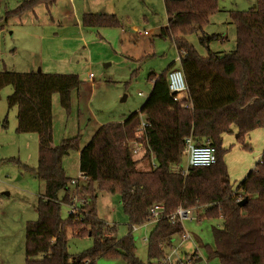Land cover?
<instances>
[{"label":"trees","instance_id":"obj_1","mask_svg":"<svg viewBox=\"0 0 264 264\" xmlns=\"http://www.w3.org/2000/svg\"><path fill=\"white\" fill-rule=\"evenodd\" d=\"M55 2L21 0L6 10L4 20L19 17L40 3L49 7ZM164 4L168 20L157 36L169 39L177 49L186 96L175 100L169 91L167 77L174 62L160 73L150 71L147 78L152 89L139 111L123 121L102 125L82 148L79 134L53 144V95L58 94L60 106L69 113L72 91L82 83L78 74L0 70V98L5 87H12L6 100L9 109L17 107L16 131L38 136L36 167L15 156L0 160L19 165L44 183L36 205L38 217L25 224L26 264H97L100 258L123 259L126 264H171L167 248L174 235H184V227L182 221L171 222L165 215L179 206L196 211L197 219L222 221L212 227L215 246L206 245L207 264L213 258L220 264H264V155L233 189L224 161L227 150L222 147V136L232 126L237 127L235 137L244 148H251L246 143L248 133L264 126V0H257L256 8L229 10L235 50L222 54L208 48L206 56L187 37L198 34L203 44L219 37L205 32L211 15L219 11V0H164ZM82 24L119 26L121 20L116 14L84 13ZM140 115L147 122L145 156L153 157L155 164L147 170L139 169V160L131 154ZM6 122L4 118L3 127ZM188 138L197 145H212L216 162L176 169ZM74 150L80 151V173L87 178L81 191L85 204L77 214L63 217L62 206L69 205L74 196L63 158ZM96 187L120 195L128 218L124 236L117 237V225H108L98 216ZM62 189L65 193L59 197ZM153 204L164 205L165 211L147 237L148 261L144 262L136 254L133 228L151 221ZM68 227L76 236H90L93 245L70 254ZM187 259L191 264L204 262L197 252Z\"/></svg>","mask_w":264,"mask_h":264},{"label":"rangeland","instance_id":"obj_2","mask_svg":"<svg viewBox=\"0 0 264 264\" xmlns=\"http://www.w3.org/2000/svg\"><path fill=\"white\" fill-rule=\"evenodd\" d=\"M111 8L114 9L118 18L130 25L137 23L142 33L136 34L131 31L124 33L122 41L116 36L114 45H118V51L122 56L119 60H113L109 67H105L108 61L95 63L91 71L97 82L93 88L85 84L86 100L78 111L77 94L74 93L71 99V109L67 113L59 103V96L56 93L53 115L54 143L58 144L63 138L79 134L83 141L94 128L95 117H105L112 121H121L124 115L139 111L146 101L151 83L147 80L149 72L153 69L161 72L171 62L176 61L177 49L169 39H162L157 36L160 28L167 21V13L164 0H111ZM21 0H0V15L3 16L5 6L14 8ZM219 6H232L239 10L257 7V0H220ZM230 22L228 12L218 11L211 15L207 30L210 32L223 31L224 39H214L203 44L200 35L192 34L188 40L196 47L203 56L208 54V48L214 52L225 54L235 50V26ZM2 24H5L3 21ZM121 27V25H119ZM117 26V27H119ZM114 27V26H113ZM117 32V30H116ZM208 35V34H207ZM15 38L9 30L0 29V45L12 44ZM207 44V45H206ZM13 53H9L8 65H12L15 59ZM0 62L1 57H0ZM133 64V65H131ZM131 65V66H130ZM130 66V67H129ZM136 69V75L132 71ZM11 70V68H9ZM105 77V78H103ZM86 81V78L84 76ZM87 82V81H86ZM12 92V87L7 86L2 90L0 105L5 111L0 120V160L3 153L7 156L18 157L23 163L36 167L38 163V136L36 133H18L15 127L14 107L8 108L7 96ZM143 92L144 95H140ZM94 95L93 99L92 96ZM3 96V97H2ZM82 112V113H81ZM7 115V117H5ZM6 118V127H3V120ZM91 119V120H89ZM17 123V121H16ZM17 126V125H16ZM258 133L264 134V126L259 127ZM236 132L225 133L222 136V147L226 149L224 161L226 163L230 181L235 183L245 176L249 167L257 165L262 158L264 146V135L250 143L251 148H244L235 137ZM17 136L24 138L22 144H18ZM14 141L15 144H5ZM138 159V168L147 170L151 167L153 157H134ZM63 166L67 175L72 178H79V154L77 150L71 151L63 158ZM189 166L188 155L184 154L182 161L176 169L187 170ZM247 170V171H246ZM87 186L85 179H79V195ZM71 191L76 190V185H70ZM44 191V183L34 177L30 172L15 163L0 162V264H26L25 262V224L28 220H35L38 217L36 205L39 197ZM65 189L60 190L59 197H63ZM96 209L97 214L108 225H117L116 236L122 237L128 231V218L123 211L121 197L118 193H112L105 189L96 187ZM68 205L62 206L63 217L67 216ZM218 218L197 219L196 211L182 220L184 234L174 235L171 245L167 248L171 264H177V257L183 258L186 264V251L192 253L197 249L199 255L205 260L208 258L206 245L214 248L212 227L221 224ZM155 225V221H148L142 225H136L133 235L136 239V254L144 261H148L147 237ZM68 251L70 254L82 252L93 245L90 236H76L71 227L67 228ZM192 256V255H188ZM180 258V259H181ZM210 264H220L217 258L210 259ZM97 264H126L123 259L100 258Z\"/></svg>","mask_w":264,"mask_h":264},{"label":"crops","instance_id":"obj_3","mask_svg":"<svg viewBox=\"0 0 264 264\" xmlns=\"http://www.w3.org/2000/svg\"><path fill=\"white\" fill-rule=\"evenodd\" d=\"M111 3V0H56V2L49 7L43 3H40L35 6L34 9L25 12L19 17H13L8 21L4 20V14L6 10L11 9V7H8V5H6L3 16L0 15V29L6 31L11 28L12 36L15 38V40H13L12 42L13 45H7L9 51L6 50V45H0V57L2 61L0 62V70H9V68H11V70L15 71H41L45 73L78 74L82 80V83L77 89H74L72 91L71 99H73L74 93H76L78 97V111L81 110L86 100V95L84 91L85 84L87 83L86 85L90 88H93L94 90L95 84L97 82L95 75L91 71L92 66H94L97 62L108 61L105 63V67H109L112 64L113 60H119L120 56H122L121 51H118V45L113 44L116 36L119 37V39L122 41L124 33L126 31H131L132 33H136L139 35L142 33V29L137 23H132L131 25L130 23L126 24L123 22L122 19L121 27H89L84 26L82 24V16L84 13L116 14L114 9L111 8ZM232 9L236 8L232 6H219V11L221 12L224 11L227 13L229 10ZM210 19L208 24L210 23ZM3 21L5 22V24H2ZM166 24L167 21L161 27L165 26ZM207 25L205 26V32L207 34H219V37L217 39L225 38L223 36V31L210 32L206 28ZM10 52L16 56L14 57L15 59L12 61L11 66L8 65V58H6L9 56ZM173 62L175 63V68L179 66L178 53L176 61ZM151 71L155 70L152 69ZM90 74H93V76L91 77ZM135 75L136 69L132 71V76ZM84 76L87 82L85 81ZM150 83L152 89L153 83ZM140 93H142L140 95H144L143 92ZM94 95L95 94H93L92 99ZM55 103H57V100L55 102V98H53L52 111L54 109ZM1 106L2 105H0V120L5 114V111L1 109ZM14 114L15 127L17 128L16 106L14 107ZM126 116L128 115H124L121 121H123ZM5 117H7V115ZM94 117V128L89 134V136H87L83 141H80L81 148L92 139V137L102 125L109 122H115L110 119H105V117L102 116L98 117L97 114H95ZM140 117L145 118L144 115H140ZM258 129L259 128H256L248 133L246 137L247 144L252 143L253 139L256 140L257 138H260L262 135H264L262 134V132L258 133ZM237 130V127H231V132H237ZM15 139L17 140L18 144H22L21 142L24 138H21V136H17V138L15 137ZM7 143L9 142L6 141L5 144ZM9 144L14 145L15 142L12 141ZM53 144L57 145L54 143V137ZM263 146L264 144H258V147L260 148H262ZM78 154L80 157V151H78ZM263 155L264 153L262 154V157ZM5 156H7L6 153H3L1 159L5 158ZM261 160L262 158L258 160V162ZM249 168L250 169L248 171L246 170L247 173L245 174V176L242 177L239 181L236 179L235 183L231 182L233 189H236L238 187L240 182L247 176V174L252 169H256V165ZM67 176L70 177L69 175ZM196 252L198 253L197 249H195L192 253L184 251L182 252V254L185 253L186 256H188ZM177 258L179 259H177L176 263L183 260L181 256ZM203 260L204 262H207L204 258Z\"/></svg>","mask_w":264,"mask_h":264},{"label":"built area","instance_id":"obj_4","mask_svg":"<svg viewBox=\"0 0 264 264\" xmlns=\"http://www.w3.org/2000/svg\"><path fill=\"white\" fill-rule=\"evenodd\" d=\"M92 77L93 74H90ZM168 87L169 91L172 94L175 100H180L186 96L188 87L187 83L183 74V71L178 66L173 68L168 73ZM142 94V93H140ZM147 126V122L145 118L140 117V123L136 130V137L137 140L131 142V154L133 157H142L147 152V144L145 142V128ZM187 147L185 149V154L188 155V163L189 166H209L216 162V153L215 148L210 144H201L197 145L193 143L191 138L187 140ZM138 160V159H137ZM151 165L155 166L154 159ZM79 179L87 180L86 176L80 173L79 178H72L70 181V185H76V190L74 191V196L71 202L68 205V214H77L80 211V207L85 204L84 196L81 197L78 193L79 189ZM164 205L162 204H153L149 209L150 219L151 221H157L161 217L164 216ZM193 209L191 208H184L182 206L177 207V209L172 212L171 214H166L165 216L169 218L171 222H174L176 219L182 221L184 218L190 216ZM136 230V227L133 228V231ZM188 235H183V238H187ZM169 261V256L167 258ZM189 259H187L188 261ZM177 264H186L184 260L179 261ZM202 264H207L203 262Z\"/></svg>","mask_w":264,"mask_h":264},{"label":"water","instance_id":"obj_5","mask_svg":"<svg viewBox=\"0 0 264 264\" xmlns=\"http://www.w3.org/2000/svg\"><path fill=\"white\" fill-rule=\"evenodd\" d=\"M246 200H247V198H244L243 200H241V201L239 202L240 206H242V205L246 202Z\"/></svg>","mask_w":264,"mask_h":264}]
</instances>
